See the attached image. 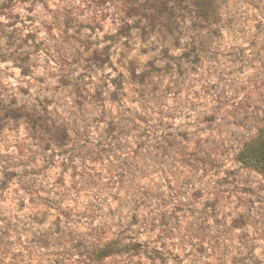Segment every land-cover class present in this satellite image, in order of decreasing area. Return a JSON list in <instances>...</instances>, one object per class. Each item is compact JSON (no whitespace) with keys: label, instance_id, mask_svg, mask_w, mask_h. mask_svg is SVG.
<instances>
[{"label":"rangeland","instance_id":"obj_1","mask_svg":"<svg viewBox=\"0 0 264 264\" xmlns=\"http://www.w3.org/2000/svg\"><path fill=\"white\" fill-rule=\"evenodd\" d=\"M264 0H0V264H264Z\"/></svg>","mask_w":264,"mask_h":264},{"label":"trees","instance_id":"obj_2","mask_svg":"<svg viewBox=\"0 0 264 264\" xmlns=\"http://www.w3.org/2000/svg\"><path fill=\"white\" fill-rule=\"evenodd\" d=\"M258 143L249 146L242 154V162L253 169L264 174V152L259 148Z\"/></svg>","mask_w":264,"mask_h":264}]
</instances>
